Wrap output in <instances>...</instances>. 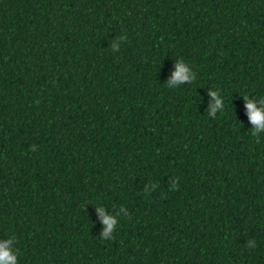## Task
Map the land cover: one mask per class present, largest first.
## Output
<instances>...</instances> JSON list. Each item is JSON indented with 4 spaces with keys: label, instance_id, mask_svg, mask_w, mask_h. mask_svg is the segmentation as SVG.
<instances>
[{
    "label": "trees",
    "instance_id": "obj_1",
    "mask_svg": "<svg viewBox=\"0 0 264 264\" xmlns=\"http://www.w3.org/2000/svg\"><path fill=\"white\" fill-rule=\"evenodd\" d=\"M181 58L196 81L168 86ZM244 95L264 0H0V240L19 264H264Z\"/></svg>",
    "mask_w": 264,
    "mask_h": 264
},
{
    "label": "clouds",
    "instance_id": "obj_2",
    "mask_svg": "<svg viewBox=\"0 0 264 264\" xmlns=\"http://www.w3.org/2000/svg\"><path fill=\"white\" fill-rule=\"evenodd\" d=\"M188 65L189 64L183 58L178 60L176 64V70L173 73L172 78L168 81V86L182 85L185 82L193 83L196 81V73L190 71ZM209 95L214 101L209 111V115H212L217 109L223 107V102L218 97L217 92L212 91L209 93ZM244 97L246 101V108L248 110V117L251 124L253 125L251 134L252 136L256 137L258 133L264 132V98H261L259 101L261 107H257L256 103H254L252 100H249L247 95H244ZM171 187L174 189L176 184H173ZM123 210V207H121V211ZM96 211L101 214L105 224L103 236L108 237L117 220L111 214L105 213V209L99 205L97 206ZM15 243V236H10V238L6 240H0V264H19L18 253L13 247ZM255 246V240H248L249 248H254Z\"/></svg>",
    "mask_w": 264,
    "mask_h": 264
}]
</instances>
